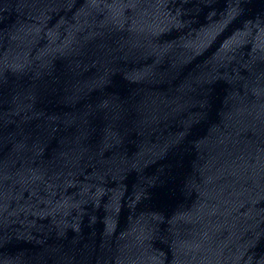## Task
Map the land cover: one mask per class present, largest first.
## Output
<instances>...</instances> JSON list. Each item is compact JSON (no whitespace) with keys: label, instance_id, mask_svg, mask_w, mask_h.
Wrapping results in <instances>:
<instances>
[{"label":"water","instance_id":"1","mask_svg":"<svg viewBox=\"0 0 264 264\" xmlns=\"http://www.w3.org/2000/svg\"><path fill=\"white\" fill-rule=\"evenodd\" d=\"M0 264H264V0H0Z\"/></svg>","mask_w":264,"mask_h":264}]
</instances>
